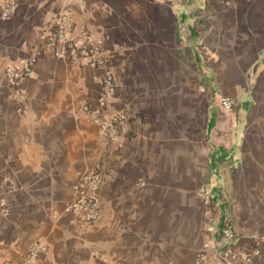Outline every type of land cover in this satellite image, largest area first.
I'll list each match as a JSON object with an SVG mask.
<instances>
[{"label": "crops", "instance_id": "1", "mask_svg": "<svg viewBox=\"0 0 264 264\" xmlns=\"http://www.w3.org/2000/svg\"><path fill=\"white\" fill-rule=\"evenodd\" d=\"M15 2L0 19V264L36 241L47 252L29 264H184L203 243V264H264V0ZM64 9L117 77L104 108L129 119L115 140L81 112L98 107L100 70L49 49L22 81L25 113L12 101L5 66ZM96 164L101 215L83 228L66 205Z\"/></svg>", "mask_w": 264, "mask_h": 264}, {"label": "built area", "instance_id": "2", "mask_svg": "<svg viewBox=\"0 0 264 264\" xmlns=\"http://www.w3.org/2000/svg\"><path fill=\"white\" fill-rule=\"evenodd\" d=\"M224 4L232 5L237 0H218ZM15 0H2L0 2V19L6 20L16 9ZM76 30L74 22L68 10H59L55 13L51 22L39 32L40 45L33 49L28 56L18 65L7 64L4 68V78L10 86L12 101L20 113H25L23 103L25 100L22 81L33 73L34 62L43 54L45 49L51 50L54 56L65 58L78 65H86L100 70L99 92L97 96L98 107L84 104L81 108L82 115L95 124L103 139L115 140L126 129L129 114L126 110L107 112L105 106L113 98L118 88L117 77L105 54L100 42L91 39L86 30H80L79 39L74 38ZM219 104L225 110L232 109V101L229 98H221ZM104 184V177L100 165L96 164L86 169L72 184L70 201L66 210L73 214L75 221L83 228L93 227L100 218L101 210L98 201V191ZM198 193L204 204L211 201L209 188L205 185L198 188ZM236 238V234L230 223L221 229V242L228 243ZM207 243H203L197 257L192 263L203 264L207 259ZM47 252V245L43 241H36L24 254L21 264L35 263L40 256ZM225 250L223 256H228ZM1 264H15L11 261H3Z\"/></svg>", "mask_w": 264, "mask_h": 264}, {"label": "rangeland", "instance_id": "3", "mask_svg": "<svg viewBox=\"0 0 264 264\" xmlns=\"http://www.w3.org/2000/svg\"><path fill=\"white\" fill-rule=\"evenodd\" d=\"M183 14H184L185 16H187V10H184V11H183Z\"/></svg>", "mask_w": 264, "mask_h": 264}]
</instances>
